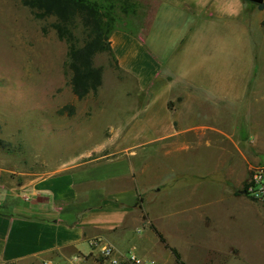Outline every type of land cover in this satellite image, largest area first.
Masks as SVG:
<instances>
[{
    "label": "rangeland",
    "instance_id": "rangeland-1",
    "mask_svg": "<svg viewBox=\"0 0 264 264\" xmlns=\"http://www.w3.org/2000/svg\"><path fill=\"white\" fill-rule=\"evenodd\" d=\"M244 2L250 42L257 52L255 71L244 107L241 103L238 109H230L227 117H223L225 110L166 107L160 99L162 94L156 90L160 82L155 80L152 89L143 90L138 80L123 71L108 52L97 53L94 58L95 66L102 69L100 87L78 98L72 90L71 72L67 67V43L49 27V21L35 19L23 0H0L3 181L19 185L47 175L53 168L87 166L117 157L124 149H133L138 152L134 160H144L147 166L143 181L149 187L140 197L145 212L150 221L160 227L168 242L178 248L187 264H264V200L240 193L251 169L264 167V148L258 145L264 143V9ZM127 20L123 16L116 25L124 27ZM234 68L236 70V65ZM240 77L238 86L243 85L242 75ZM234 79L237 78L229 74L231 87L237 85ZM175 127L190 133L205 132L209 136L225 132L235 138L239 150L226 139L225 154L230 156L231 166L240 176L243 168L241 161H237V153L242 151L246 156V181L235 188V194L243 195L246 204L242 203L243 199L217 204V197L224 192L218 181L214 189L205 185L187 191L182 189L183 196L174 190L172 183L179 176L191 172L205 177L215 167H222L226 160L218 144L210 147L206 141L196 148L193 145L183 156L179 151L166 153L168 148H173L169 146L173 142L160 136L174 132ZM6 143L9 145L4 147ZM192 154L197 156L196 163L175 166L176 156H180L178 159L187 156L186 162L190 164ZM158 164H162L161 177H158ZM217 175L220 177V172ZM164 181L168 183L165 188L159 184ZM18 202L26 204L23 199ZM203 204L205 207L200 213V209L195 208ZM221 207L222 215L216 226L223 237H219L224 243L235 240L243 250L235 247L233 252H228L221 246L220 238L208 234L210 221H202V213ZM236 212L241 214L238 219L229 218L230 213ZM145 233L148 240L145 243L160 264H178L172 251L152 229L147 227ZM216 242L219 245H215Z\"/></svg>",
    "mask_w": 264,
    "mask_h": 264
},
{
    "label": "crops",
    "instance_id": "crops-1",
    "mask_svg": "<svg viewBox=\"0 0 264 264\" xmlns=\"http://www.w3.org/2000/svg\"><path fill=\"white\" fill-rule=\"evenodd\" d=\"M242 1L135 0L138 13L126 14V25L117 26L111 34L119 67L135 77L143 90L152 89L155 80L160 82L156 88L162 94L160 99L173 110L219 109L225 110V117L241 103L244 107L257 52L250 42L247 10ZM229 74L237 78L234 79L237 85L231 87ZM241 75L243 85L238 86ZM240 93L241 96L236 95ZM175 129L160 136L173 142L169 144L173 148H168L166 153L179 151L183 156L193 145L196 148L206 141L210 147L218 144L226 160L222 167H215L205 177L191 172L179 176L172 183L174 190L183 196L182 189L187 191L198 185L214 189L221 182L224 192L217 197V204L239 199L246 204L243 195L235 194L236 186L246 181V156L242 151L237 153V161H241L243 168L240 176L231 166L230 156L225 154L226 139L239 150L235 138L225 132L209 136L205 132ZM258 145L264 148V143ZM192 155L190 164L185 159L187 156L180 159L176 156L175 166L196 163L197 156ZM136 156L137 151L124 149L117 157L87 166L53 168L47 175L19 185L4 182L5 168L0 166V264H76L72 261L74 255L86 257L89 264H94L97 250L90 245L94 238H101L119 252L134 250L143 258L158 261L145 243L146 228L152 229L153 222L140 198L149 187L143 181L147 166L144 160L135 161ZM158 165V177H161L162 164ZM159 184L165 188L168 183ZM204 207L205 204L195 209L201 213ZM222 210V207L217 211L212 208L202 213L201 220L211 222L207 225L210 237H223L216 226ZM240 215L230 213L229 218L236 220ZM217 242L214 244L219 245ZM220 244L228 252H233L235 247L243 250L235 240L224 243L221 239Z\"/></svg>",
    "mask_w": 264,
    "mask_h": 264
},
{
    "label": "trees",
    "instance_id": "trees-1",
    "mask_svg": "<svg viewBox=\"0 0 264 264\" xmlns=\"http://www.w3.org/2000/svg\"><path fill=\"white\" fill-rule=\"evenodd\" d=\"M23 4L30 9L35 19L49 21V27L59 39L67 43L71 86L80 99L91 91H97L102 83V69L94 64L96 54L108 52L117 62L111 45V34L117 29V21L126 14H137L139 8L132 0H23ZM259 8L264 9V3ZM8 145L6 143L3 146ZM151 228L172 251L176 262L187 264L181 252L167 242L153 223Z\"/></svg>",
    "mask_w": 264,
    "mask_h": 264
},
{
    "label": "built area",
    "instance_id": "built-area-1",
    "mask_svg": "<svg viewBox=\"0 0 264 264\" xmlns=\"http://www.w3.org/2000/svg\"><path fill=\"white\" fill-rule=\"evenodd\" d=\"M245 190L249 196L264 200V167L255 166L251 169ZM90 245L97 250L94 264H160L157 260L139 256L134 250L119 252L101 238L90 240ZM72 261L76 264H89L86 257L81 255H74Z\"/></svg>",
    "mask_w": 264,
    "mask_h": 264
},
{
    "label": "water",
    "instance_id": "water-1",
    "mask_svg": "<svg viewBox=\"0 0 264 264\" xmlns=\"http://www.w3.org/2000/svg\"><path fill=\"white\" fill-rule=\"evenodd\" d=\"M244 1H249V2L255 3L257 5L264 3V0H244ZM240 193L246 194V190H240Z\"/></svg>",
    "mask_w": 264,
    "mask_h": 264
}]
</instances>
